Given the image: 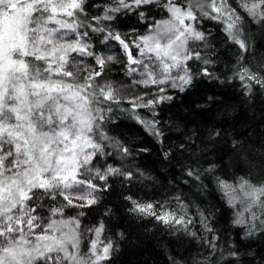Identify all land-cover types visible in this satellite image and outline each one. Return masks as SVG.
<instances>
[{"label": "snow or ice", "instance_id": "6c2138e0", "mask_svg": "<svg viewBox=\"0 0 264 264\" xmlns=\"http://www.w3.org/2000/svg\"><path fill=\"white\" fill-rule=\"evenodd\" d=\"M249 25L264 32V0H0V264H117L119 240L107 234L110 219L97 215L122 210L201 243L208 264H264V249L251 250L264 243V157L256 165L237 137L228 141L229 164L219 155L226 128L186 132L192 152L205 155L189 157L184 175L201 193L212 185L222 200L191 213L179 194L174 206L135 198L137 180L151 177L131 165L149 148L107 130L113 113L124 112L168 160L158 109L175 99L170 89L223 82L214 67L221 34L239 50L232 76L222 75L238 79L246 95L264 89V64L241 63L251 53ZM197 141L203 147L193 148ZM208 155L217 159L204 167ZM230 167L244 174L228 175ZM218 215L239 237L227 247L217 243ZM142 264H152L150 256Z\"/></svg>", "mask_w": 264, "mask_h": 264}, {"label": "trees", "instance_id": "16d2710c", "mask_svg": "<svg viewBox=\"0 0 264 264\" xmlns=\"http://www.w3.org/2000/svg\"><path fill=\"white\" fill-rule=\"evenodd\" d=\"M153 11L156 10L153 9ZM153 18L158 19L159 17H151L148 23ZM135 22L136 18L133 15L125 21L124 27L131 26ZM207 24L215 34L217 28L213 27L211 22H207ZM138 27L141 32L144 31L143 26L138 25ZM246 35L251 41V53L245 54L246 60L241 63L250 62L249 66L259 67L264 64V32L260 30L259 25H249ZM238 51V48L225 43L221 34V42L216 49L217 63L214 67L218 69L215 75L219 76L223 82L200 78L196 87L188 92L178 93L175 90H169L175 99L158 109L161 125L165 132L163 147H170L172 150V157H169L168 160L163 159L161 155V145L148 136L140 125L128 120L126 113H113L116 122L107 125L109 135L123 138L135 148L140 146L149 148L147 153L136 155L134 163L131 165L151 177V179L137 180L136 186L131 189L136 193L135 198L144 202H161L168 206H174L175 202L172 197L179 194L181 199L189 204L191 213H195L197 207L204 209L212 204L222 205L219 193L214 191L212 185H209L207 191L201 193L191 178L184 175V162L189 157L205 155L204 152L198 150L195 153L192 152L189 148L190 141L185 133H199L212 124L219 125L221 131L227 129V138L220 145L219 153L220 156L225 157L226 163L230 164L232 160L231 157L225 156L230 147L228 141L239 137L240 143L247 144L248 149L255 157L254 163L259 165L260 158L264 157V89L254 86L251 94L246 95L245 89L238 79L233 77L228 80L222 75V73H227L232 76V72L228 70L232 68L235 71ZM229 60L232 61L231 64H229ZM210 95L216 98L214 106L197 107V105H208L207 97ZM121 107H127V105L122 104ZM142 112L147 118H151L145 110ZM182 143L184 144L183 148L180 147ZM192 147L198 149L203 146L199 145L197 141V144ZM216 159L217 156L208 155L206 159L201 160V164L207 167L209 161ZM177 160L180 163H177ZM222 168L223 165L218 171H221ZM233 174L243 175L244 173L237 172L235 168L230 167L228 175ZM185 179L189 180L187 184L184 183ZM204 182L208 183V180L205 178ZM114 203L119 204L120 200L117 199ZM113 211L115 212V209ZM87 219L89 223L92 222V217ZM97 219H105L106 223L110 219L107 234L111 238L119 240V250L116 253L117 264H142L149 256L152 264H174V261H179L180 264H208L203 259L207 255V251L201 246V243H197L183 232L173 234L152 217H140L122 210L121 213L111 218L98 214ZM227 219V217L218 215V220L214 221L218 224L217 234H222V239L217 242L221 247H227L228 243L239 239L236 229L225 231L228 226ZM197 228L199 229V226ZM121 232L125 237L122 240L118 236ZM113 233L117 235L113 236ZM129 235L131 236L130 240L128 239ZM252 243V251L259 252L264 249V243ZM245 251V249H241L242 258ZM210 259L214 260L215 257ZM228 259L226 257L221 261V264H227ZM248 259H252V257H248ZM256 260L258 262L259 258L256 257Z\"/></svg>", "mask_w": 264, "mask_h": 264}]
</instances>
